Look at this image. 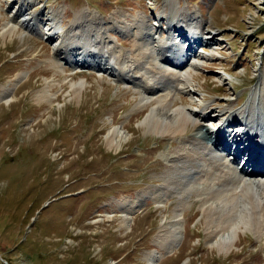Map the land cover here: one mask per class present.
Instances as JSON below:
<instances>
[{
	"label": "rangeland",
	"instance_id": "1",
	"mask_svg": "<svg viewBox=\"0 0 264 264\" xmlns=\"http://www.w3.org/2000/svg\"><path fill=\"white\" fill-rule=\"evenodd\" d=\"M29 1L23 10L30 15L64 11L56 46L83 8L108 21L123 19L117 11L130 21L140 11L150 22L161 16L167 25L176 18V31L183 25L184 32L195 29L198 15L210 40L200 47L205 57L194 73L196 95L183 92L174 104L207 105L229 115L255 92L264 106V0H175V13L170 0ZM16 7V0H0V264H147L153 253L156 264H264V238L257 231L241 229L230 251L215 246L200 197L169 185L179 173L175 156L191 148L180 136L195 134L194 125L182 135L150 130L144 123L150 108L135 113L142 90L90 65L74 69L67 59L58 62L55 39L35 29L4 32L14 17L28 13ZM50 21L44 20L45 31ZM117 31L120 43L133 49L134 36ZM73 46L77 51L83 45ZM73 78L87 79L80 93L71 91ZM48 82L56 93L51 102L38 97ZM219 119L212 124L223 123ZM115 126L127 132L121 146L107 138ZM130 200L138 207L125 223ZM180 206L184 239L170 249L165 235Z\"/></svg>",
	"mask_w": 264,
	"mask_h": 264
},
{
	"label": "bare ground",
	"instance_id": "2",
	"mask_svg": "<svg viewBox=\"0 0 264 264\" xmlns=\"http://www.w3.org/2000/svg\"><path fill=\"white\" fill-rule=\"evenodd\" d=\"M16 2V10L22 11L31 1ZM169 2L172 13H175L177 2ZM117 13L122 15V20H115ZM50 14L46 17L30 15L28 12L21 19L14 17L18 24L7 23L4 32L15 34L20 27H32L36 23L43 30L44 20L51 17L46 32L53 33L54 37L65 13L54 9ZM116 14L111 16L115 21H108L100 13L97 14L96 10L83 8L78 11L71 28L60 34L62 41L59 44L64 47V56H59L58 60L68 59L74 69L90 65L110 73L120 84L131 83L142 90L145 96L141 97L135 113L139 115L147 107L150 108L144 121L150 130L159 134L182 135L192 123L197 132L186 137L180 136L189 140L191 148L175 156L179 173L170 176L169 185L174 191L184 193V196L188 191H193L200 197L205 222L210 229L209 242L215 246L230 251L241 238L239 231L244 228L253 229L264 238V106L257 103V94L253 92L248 105L229 115L226 112L212 111L207 105L198 110L187 104L176 106L175 99L181 93L196 95L193 88L194 73L205 57L200 47L210 40L201 31L204 20L196 15L197 20L193 18L195 29L184 32L183 25H179L176 31V18L173 19L174 22L169 20L166 25L161 16L155 22H150L143 11L135 14L133 21L128 20L123 11H117ZM115 30L120 34L134 36V48L127 49L120 43L114 35ZM165 33L168 34L167 38ZM75 42L83 45L82 48L75 51ZM86 83L87 79L78 81L73 78L71 91L80 93ZM51 87L53 85L48 82L38 97L47 102L53 101L56 93H51ZM9 91L10 88L5 89L1 97L8 96ZM215 116L224 119L223 123L212 124ZM232 116H237L240 121L233 120ZM107 138L110 145L121 146L127 138V132L121 126H115L111 128ZM236 144H240L243 149L235 148ZM147 191L160 192L157 188H148ZM162 192L164 195L156 198L160 203L166 197L165 191ZM139 201L142 202L143 199ZM139 201L130 200L125 203L130 208L124 215L123 222L128 223ZM182 206L170 220V234L165 235V239L170 241V249L184 239ZM166 226L167 224L163 225ZM173 243L175 245L172 247ZM156 259L157 255L153 253L147 264H156Z\"/></svg>",
	"mask_w": 264,
	"mask_h": 264
}]
</instances>
